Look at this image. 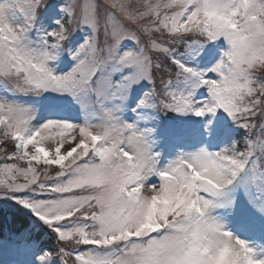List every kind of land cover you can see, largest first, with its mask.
<instances>
[{
	"label": "snow or ice",
	"instance_id": "1",
	"mask_svg": "<svg viewBox=\"0 0 264 264\" xmlns=\"http://www.w3.org/2000/svg\"><path fill=\"white\" fill-rule=\"evenodd\" d=\"M42 3L0 0V200L55 237V250L38 259L264 264L211 214L237 189L264 212V0H64L59 27L34 42ZM82 26L83 43L65 49ZM221 40L227 47L207 70L183 58ZM65 50L73 63L57 72L51 62ZM142 82L149 87L131 108L138 120L148 119L140 109L223 110L244 135L159 167L152 129L123 118ZM50 111L66 115H43ZM153 175L159 183L148 182Z\"/></svg>",
	"mask_w": 264,
	"mask_h": 264
},
{
	"label": "rangeland",
	"instance_id": "2",
	"mask_svg": "<svg viewBox=\"0 0 264 264\" xmlns=\"http://www.w3.org/2000/svg\"><path fill=\"white\" fill-rule=\"evenodd\" d=\"M63 6L64 0H43L37 17L43 7H47L48 10L41 12V16L37 20L36 33L31 34L30 31L29 36L32 41H38L41 34L59 27L56 21L63 19L61 11ZM89 31L87 26L74 30L66 40L68 47L64 46V48L75 49L78 47L88 36ZM126 43L130 44L131 42ZM226 47L227 45L221 40L205 45L198 55H189L183 58L192 67L207 70L217 62ZM64 55L65 51L56 61L51 62V66L57 72L67 71L73 63L70 56L67 57L70 62L65 61ZM207 76L211 79H218L217 74L213 72H208ZM258 76L264 79V72L258 73ZM148 87L146 82L134 87L127 102L128 110L123 114V118L127 122L137 121L140 128L152 129L149 139L152 143V151L159 153L157 158L159 167H165L181 153L193 152L201 147H206L209 151H218L221 147L231 144L233 140H239L244 135L243 130L239 129L223 110L204 117H196L191 114L181 115L171 111L169 112L172 115L161 114L158 109H140L138 112L147 116L148 119L138 120L137 114L133 113L131 108L136 106L137 101ZM194 98L201 102L208 99L207 88L197 89ZM46 102L57 103L55 98ZM43 115L55 118L66 115V113L50 111ZM148 182L159 183V178L153 175ZM222 199L225 206L214 209L211 214L225 224L227 231L247 242L256 251L257 258L264 259V212L258 211L249 202L242 189L230 192ZM229 200L232 201L231 204L227 203ZM0 201L3 203L2 205L6 206L18 205L10 199ZM40 255L43 253L38 251L36 246L25 243L18 244L8 239L5 242L0 240V264H49L47 261H40L38 259ZM50 264H60L59 258H53Z\"/></svg>",
	"mask_w": 264,
	"mask_h": 264
},
{
	"label": "trees",
	"instance_id": "3",
	"mask_svg": "<svg viewBox=\"0 0 264 264\" xmlns=\"http://www.w3.org/2000/svg\"><path fill=\"white\" fill-rule=\"evenodd\" d=\"M1 234L12 242L36 245L45 251H53L57 246L51 234L38 228L29 217L14 212L0 215Z\"/></svg>",
	"mask_w": 264,
	"mask_h": 264
},
{
	"label": "clouds",
	"instance_id": "4",
	"mask_svg": "<svg viewBox=\"0 0 264 264\" xmlns=\"http://www.w3.org/2000/svg\"><path fill=\"white\" fill-rule=\"evenodd\" d=\"M224 147H226V146H224ZM166 175V174H165ZM215 186V185H214ZM216 219H217V222L219 223V224H221L222 226H223V229L225 230V231H227L226 230V227H225V224L221 221V220H219L217 217H216ZM222 239V237H215V236H213L212 237V240L215 242V241H218V240H221ZM215 249H213V251H214Z\"/></svg>",
	"mask_w": 264,
	"mask_h": 264
}]
</instances>
